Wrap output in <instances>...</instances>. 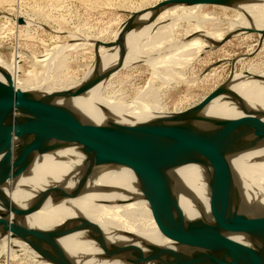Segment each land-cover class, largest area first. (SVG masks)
Returning <instances> with one entry per match:
<instances>
[{
  "label": "water",
  "instance_id": "1",
  "mask_svg": "<svg viewBox=\"0 0 264 264\" xmlns=\"http://www.w3.org/2000/svg\"><path fill=\"white\" fill-rule=\"evenodd\" d=\"M262 1L165 0L130 13L113 42L93 41L92 76L61 91L35 94L18 89L13 75L0 66L3 77L0 80V236L25 242L50 264H76L60 245L61 238L76 233H86V240L98 244L102 260H120L124 264H264V211L246 208L231 163L235 155L264 146V111L251 109L230 88L238 59L229 61L232 71L228 80L201 102L185 111L146 122L96 125L65 103L85 96L120 71L128 53L127 34L154 24L164 11L196 5L241 10L244 5ZM146 14L150 15L143 19ZM17 22L26 24L22 17ZM251 34L259 35L260 39L257 50L249 56L257 54L264 41V30L253 26L228 33L207 50ZM102 48L118 49L115 65L102 68ZM246 76L264 82L260 75L246 73ZM219 97L236 103L244 116L236 119L205 116L206 107ZM71 147L86 156V166L79 178L77 173L66 174L60 183L46 187L36 201L24 208L8 199L4 190L8 183L29 174L38 158ZM187 165L209 171L210 220L188 219L180 207L179 181L174 172ZM102 166L133 172L160 234L172 246L109 244L102 229L81 214L51 230L31 228L18 221L38 212L47 200L57 205L89 191V179Z\"/></svg>",
  "mask_w": 264,
  "mask_h": 264
},
{
  "label": "bare ground",
  "instance_id": "2",
  "mask_svg": "<svg viewBox=\"0 0 264 264\" xmlns=\"http://www.w3.org/2000/svg\"><path fill=\"white\" fill-rule=\"evenodd\" d=\"M0 1L19 3L18 1L22 0ZM129 1L126 4L124 3V6L128 5ZM143 1L147 4L150 3V0ZM204 6L206 5L172 7L164 11L154 24L127 34L128 53L122 69L131 68L136 63H147V66L154 71V77L161 78L166 84L170 85L175 64L182 61L187 62V64L190 63L206 48L212 46L214 42L222 40L228 33L236 29L253 26L264 30V1L244 5L241 10L235 9L236 18L230 20V27L226 31L218 33L211 32L212 30L210 31L204 25L207 20H214V18L202 14L201 11ZM137 11H142V9L135 12ZM149 15L146 14L143 19H147ZM18 18L20 16L16 15V22ZM185 22L187 26L183 39L186 40L194 35L198 37L178 43L179 45L174 47L176 51L167 53L165 44L171 43L172 40H178L175 39L176 32L183 29L182 23ZM26 25L29 27L31 24L26 22ZM118 33L119 31L115 34V39ZM89 39L90 37H85L84 40ZM85 45L80 42L72 46L56 48L61 53L68 47L82 48ZM100 53L102 68L106 69L117 63L118 49L110 51L102 48ZM23 54L17 51L11 62L12 65H8L0 56V66L13 75L16 88L29 91L20 87L17 82V74L20 73L19 63ZM42 57L44 59H38L36 62H47L48 65H51V62L58 58L48 55ZM161 69H164L165 73H162ZM93 70L94 64L90 66L82 82L92 76ZM118 72L114 73L110 79ZM0 80H3L1 74ZM180 80L187 84L190 82L186 79L185 74H181ZM47 81L48 79L44 80L41 90L44 91ZM105 85L106 83H102L85 96L69 99L65 103L76 109L85 120L96 125L111 122L133 125L178 113H170L165 106L161 105L160 92L154 88L152 81L148 87L140 90L138 95L130 101L119 98L117 95L105 96L104 92L108 89ZM230 88L251 109L264 111V82L246 76V73L234 74ZM49 89L52 90V88ZM203 114L216 119H236L244 116L236 103H231L222 97L213 100L206 107ZM203 125L207 128L211 127L206 123H203ZM231 163L240 182L246 208L264 211V146L235 155ZM85 166L86 156L77 148L57 150L38 158L29 174L20 177L16 181L9 182L4 190L10 201L24 208L36 201L39 193L46 187L60 183L59 181L66 174L77 173L79 178ZM174 175L179 181L177 194L180 207L186 218L210 220L209 171L198 165H187L177 169ZM87 189L89 191L82 193L78 198L61 204L56 205L47 200L38 212L18 221L31 228L51 230L61 226L66 221L74 219L77 214H81L102 229L109 244L142 246L144 243H151L160 246H172V243L160 234L150 207L144 199L136 177L131 170L127 168L99 167L95 170L94 176L89 179ZM12 219L11 216L10 220ZM86 235V233H76L60 239V245L74 259L76 264H124L120 260H102V251L98 244L92 240H86ZM235 239L242 240L240 237H235ZM21 256H23V259L20 258ZM3 258H6L5 264H21L24 262L50 264L43 261L28 244L18 239H12L10 236H0V262Z\"/></svg>",
  "mask_w": 264,
  "mask_h": 264
},
{
  "label": "rangeland",
  "instance_id": "3",
  "mask_svg": "<svg viewBox=\"0 0 264 264\" xmlns=\"http://www.w3.org/2000/svg\"><path fill=\"white\" fill-rule=\"evenodd\" d=\"M162 1L165 0H150L147 4L143 0H130L126 6L124 5L128 0H88V3L87 0H22L18 1L19 3L0 1V56L8 65H12L14 54L17 51L24 53L19 63L20 73L17 74V82L20 87L32 93L44 91L52 93L72 88L82 83L95 61L94 44H92L94 40L113 42L115 34L122 23L129 18L130 13ZM201 12L214 18L204 23L214 33L226 31L230 27V20L236 18V12L231 8L206 5ZM16 15L24 18L27 24L31 25L27 27L26 24H18L15 21ZM182 25L183 29L177 31L175 35V39L178 40L165 44L167 53L176 51L174 47L180 42L198 37L194 35L186 40L183 39L187 23ZM85 37L90 39L84 40ZM259 39L257 34L241 35L218 48L209 50L206 48L188 64L185 61L175 64L170 85L161 78L154 77V71L147 66V63H136L131 68L121 69L107 81L105 86L109 90L106 89L104 94L117 95L130 101L152 81L154 88L160 92L161 105L165 106L168 112L185 111L201 102L204 97L228 80L232 71V64L229 63L231 60H239L234 74L249 71L253 75H264V41L260 51L249 56L257 50ZM80 42L86 45L82 48L68 47L61 53L56 48L72 46ZM43 55L58 57V60H53L52 66L47 62L37 63L38 59H44ZM219 62L221 65L217 66ZM161 71L165 73L164 69ZM181 74H185L186 79L190 81L188 84L180 80ZM44 78L48 81L43 91L41 85L44 83ZM22 257L20 258L23 259ZM5 261L6 258H3L0 263L5 264Z\"/></svg>",
  "mask_w": 264,
  "mask_h": 264
}]
</instances>
